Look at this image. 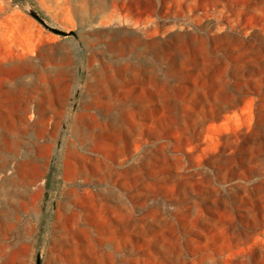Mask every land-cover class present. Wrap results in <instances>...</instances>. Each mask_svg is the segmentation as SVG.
<instances>
[{
	"label": "rangeland",
	"instance_id": "obj_1",
	"mask_svg": "<svg viewBox=\"0 0 264 264\" xmlns=\"http://www.w3.org/2000/svg\"><path fill=\"white\" fill-rule=\"evenodd\" d=\"M109 251L264 264V0H0V264Z\"/></svg>",
	"mask_w": 264,
	"mask_h": 264
},
{
	"label": "bare ground",
	"instance_id": "obj_2",
	"mask_svg": "<svg viewBox=\"0 0 264 264\" xmlns=\"http://www.w3.org/2000/svg\"><path fill=\"white\" fill-rule=\"evenodd\" d=\"M114 21V19H107L106 20H102V22H104V24H108L109 23H112ZM141 23V22H140ZM137 19L133 20L132 21V30L130 32V37L129 39L126 40V45H129V46H133V50H131V56H134L136 59L135 61H138V57H140L141 55V52L142 50L146 47V40L144 41L143 39H145L144 37V33L143 31H145V35L148 36V33L146 32L147 30V27L146 28H143V29H140V24ZM122 45V44H121ZM157 44L156 42H151L150 44L147 43V48L149 46L151 47H155ZM122 52L124 53L125 50L122 48ZM155 57H158L159 58V55H154ZM89 135V134H88ZM86 144L85 143H82L80 146H85ZM76 153V160L78 163H85L86 162V158H84L83 156L82 157H79V153H77V151H75L74 149V154ZM80 159H79V158ZM147 162V158L145 159V162L144 164ZM142 163V162H141ZM135 170H131L129 171L128 174H132V172H134ZM75 178H79L81 179L82 181L84 182H90L92 180H102V179H105V172H103L102 168L98 169V171L96 172H91L89 170H87L85 167H80L78 168V170H74L72 171L71 173ZM151 190V187L149 186H145L144 187V191H150ZM137 197H140L139 195ZM108 218V217H107ZM103 222L105 223L103 226H102V229H105V228H109L108 230H106L105 232H103L102 234L101 233H97V237H96V242H102V244H105L107 246H110L113 247H117L119 245H121V241L120 239L123 237V236H117L115 230L116 228L117 229H123L124 225L122 224H118L116 227H113L109 224V221H105L103 220ZM121 247V246H120ZM114 248V247H113Z\"/></svg>",
	"mask_w": 264,
	"mask_h": 264
},
{
	"label": "crops",
	"instance_id": "obj_3",
	"mask_svg": "<svg viewBox=\"0 0 264 264\" xmlns=\"http://www.w3.org/2000/svg\"><path fill=\"white\" fill-rule=\"evenodd\" d=\"M96 231L99 232V230H96ZM82 254H87V253L83 252ZM95 264H96V260H95ZM97 264H116L114 251L102 253L98 258Z\"/></svg>",
	"mask_w": 264,
	"mask_h": 264
},
{
	"label": "water",
	"instance_id": "obj_4",
	"mask_svg": "<svg viewBox=\"0 0 264 264\" xmlns=\"http://www.w3.org/2000/svg\"><path fill=\"white\" fill-rule=\"evenodd\" d=\"M61 34H63V35H67V34H65V33H61Z\"/></svg>",
	"mask_w": 264,
	"mask_h": 264
}]
</instances>
